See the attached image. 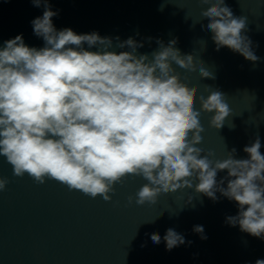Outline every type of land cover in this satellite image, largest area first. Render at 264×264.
<instances>
[{
	"label": "clouds",
	"instance_id": "obj_1",
	"mask_svg": "<svg viewBox=\"0 0 264 264\" xmlns=\"http://www.w3.org/2000/svg\"><path fill=\"white\" fill-rule=\"evenodd\" d=\"M209 5L201 11L206 30L219 51L228 47L253 63L258 57L245 34L248 19L235 16L225 0H200ZM42 17L31 23L42 37V48L29 47L17 35L0 48V156L12 166L13 175H29L36 183L54 179L69 190L110 201L114 185L128 176H141L147 183L135 194V203L156 204L161 194L195 188L213 201L223 197L235 201L238 214L226 223L242 232L264 239V155L256 135L236 158V149L223 160L197 145L204 128L201 112L214 113L209 124L224 126L231 114L225 95L211 89L199 96L198 87L184 83L173 64L195 72L192 54L182 55L176 39L167 45L157 39L158 50L137 54L143 47L129 37H101L98 33L76 34L57 30V15L48 0ZM149 40L152 38L149 37ZM95 47L96 51L87 50ZM114 47L128 51L117 53ZM201 77L214 78L200 61ZM234 127V125H233ZM227 175L217 180L218 173ZM9 181L0 177V192ZM226 183V186H225ZM128 197V202H133ZM189 198L188 202H191ZM194 231L203 233V226ZM202 238H206L203 237ZM159 244L161 236L151 235ZM166 249L184 244V237L169 228L163 237ZM255 264H264L257 259Z\"/></svg>",
	"mask_w": 264,
	"mask_h": 264
},
{
	"label": "water",
	"instance_id": "obj_2",
	"mask_svg": "<svg viewBox=\"0 0 264 264\" xmlns=\"http://www.w3.org/2000/svg\"><path fill=\"white\" fill-rule=\"evenodd\" d=\"M225 3L235 16L247 17L245 34L259 58L255 63L228 47L216 50L212 33L202 27L208 20H202L201 11L209 5L200 0H48L57 13L52 22L58 31L96 32L113 38L114 45L117 36L121 42L131 37L143 43L137 54L150 58L159 48L157 39L165 45L176 39L182 55L192 54L197 71L173 67L184 83L198 87L196 107L199 96L211 91L209 86L225 95L231 112L220 129L209 124L214 113L201 112L199 117L204 132L197 146L205 154L213 152L210 159L215 160L225 159L233 148L236 158H248L243 149L258 134L264 155V0ZM44 10L43 3L36 7L32 0H0V48L21 34L27 46L42 48L43 38L34 34L31 22ZM200 61L214 78L201 77ZM226 175V170L219 172L217 180ZM0 177L9 181L0 192V264H255L264 259V239L226 223L239 209L219 192L213 201L194 187L185 188L141 206L135 194L147 181L130 175L113 186L111 200L105 201L54 179L39 184L27 174L16 177L3 156ZM129 196L134 198L131 204ZM195 226H203V233L195 232ZM169 228L185 239L171 250L163 239ZM153 233L161 236L159 244L153 243Z\"/></svg>",
	"mask_w": 264,
	"mask_h": 264
}]
</instances>
